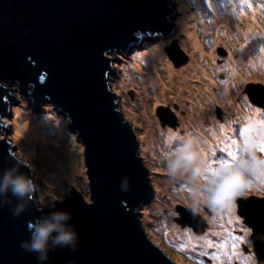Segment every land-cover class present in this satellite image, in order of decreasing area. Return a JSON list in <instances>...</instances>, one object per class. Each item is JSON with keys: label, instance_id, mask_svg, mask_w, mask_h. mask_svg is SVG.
<instances>
[{"label": "rangeland", "instance_id": "obj_1", "mask_svg": "<svg viewBox=\"0 0 264 264\" xmlns=\"http://www.w3.org/2000/svg\"><path fill=\"white\" fill-rule=\"evenodd\" d=\"M170 2L175 33L168 39H145L129 54L118 55L110 76L155 191L154 200L140 209L142 224L175 262L257 264L253 230L239 216L238 206L243 204L240 200L254 197L253 207H264V170L248 174L249 182L236 180L216 212L208 207L207 184L221 163L239 167L242 160L251 159L243 151L247 144L241 129L249 122L264 124V108L252 104L246 93L251 88L264 105V0ZM6 119L12 132H4L2 139L10 138L12 145H18L17 154L32 161L41 207L66 200L74 188L84 190V199L90 200L85 147L64 114L47 103L44 112H34L20 97L12 106V118L10 112ZM18 126L40 128L52 139L46 146L27 141L18 137ZM223 127L232 129L219 141ZM190 133L201 153L198 164L203 176L193 178L190 170L169 176L166 163ZM258 145L257 155H264ZM77 160L81 174L73 171ZM193 205L201 215H194V224L204 231L201 235L179 222L177 208Z\"/></svg>", "mask_w": 264, "mask_h": 264}, {"label": "water", "instance_id": "obj_2", "mask_svg": "<svg viewBox=\"0 0 264 264\" xmlns=\"http://www.w3.org/2000/svg\"><path fill=\"white\" fill-rule=\"evenodd\" d=\"M174 15L170 0H0V189L9 172L13 179L35 180L32 161L17 154L10 138L2 139L12 132L6 116L11 112L12 118V106L22 97L34 112H44L47 103L68 118L85 147L91 193L86 201L84 190L74 188L66 200L41 207L36 191L19 197L11 187L0 190V264H181L142 224L140 209L154 200L155 191L138 138L110 85L118 55L148 38H170ZM167 54L175 63L168 49ZM246 93L264 108L254 90ZM255 199L240 200L238 214L253 230L257 264H264V207L254 208ZM55 212L71 214L60 224L77 234L75 251L71 245L54 247L50 239L48 259L41 261L40 253L21 244L31 243L29 222L55 223ZM177 212L183 225L197 235L204 232L194 224L200 213L183 206Z\"/></svg>", "mask_w": 264, "mask_h": 264}, {"label": "clouds", "instance_id": "obj_3", "mask_svg": "<svg viewBox=\"0 0 264 264\" xmlns=\"http://www.w3.org/2000/svg\"><path fill=\"white\" fill-rule=\"evenodd\" d=\"M176 133H173L175 137ZM241 135L247 144L243 148L245 153L251 157L250 160H242L239 167L234 165L225 166L221 163L208 178V207L216 212V205L229 194L230 186L236 180H244L249 182L248 174L255 175L257 170H264V155H257V145L264 141V124L257 122H249L248 125L241 129ZM173 158L166 163V169L169 176H176L178 173L191 171L192 177L203 176V170L198 164L201 153L198 149L196 140L192 138L191 133L189 139L184 141L181 146H178L173 153ZM34 172V171H33ZM11 187L13 195L24 197L35 191L37 185L33 180L26 178L24 175H18L15 179L12 178L11 172L6 173L4 177L3 189L6 190ZM128 182L125 181L122 191H128ZM43 211L42 208L39 209ZM195 211V205L192 206ZM23 211V205L16 208L13 212L14 216H19ZM71 218L70 213L55 212L52 214V220L40 223L38 220L28 223V230L32 233L31 243H22L21 247L26 251L40 253L38 259L43 261L48 259V241L51 239L54 247L72 246L75 251V241L77 234L74 231L66 230L61 224V221H66ZM53 232H58L55 237Z\"/></svg>", "mask_w": 264, "mask_h": 264}, {"label": "bare ground", "instance_id": "obj_4", "mask_svg": "<svg viewBox=\"0 0 264 264\" xmlns=\"http://www.w3.org/2000/svg\"><path fill=\"white\" fill-rule=\"evenodd\" d=\"M195 40V39H193ZM18 113V112H17ZM232 128L230 129H226L225 127H223L221 130H222V133H218L217 131H214L215 133H218L219 134V141H223V139H226V136L230 133ZM18 130V137L22 136L25 140L27 141H30V142H41L43 144V146H46V144L51 141L52 138H46L44 137L43 133H42V129L38 128V129H34L32 128L31 126H27L26 128H22L21 126H18L17 128ZM60 137V136H59ZM34 145V144H33ZM56 150L59 148V147H54ZM66 151V150H65ZM64 151V152H65ZM28 152V151H27ZM67 153V152H65ZM46 157H43L42 161L43 162H46L47 159H45ZM82 165L81 163H79V161H74V172L77 171V174H81L82 173Z\"/></svg>", "mask_w": 264, "mask_h": 264}, {"label": "snow or ice", "instance_id": "obj_5", "mask_svg": "<svg viewBox=\"0 0 264 264\" xmlns=\"http://www.w3.org/2000/svg\"><path fill=\"white\" fill-rule=\"evenodd\" d=\"M249 8H251L252 7V5H247ZM258 147H259V150L260 151H262V152H264V142H262V143H260L259 145H258ZM229 155H231L232 156V159L234 160L236 157H235V155L234 154H229ZM227 164H228V162H225V166H227ZM236 182V181H235ZM235 182H233V184L235 183Z\"/></svg>", "mask_w": 264, "mask_h": 264}]
</instances>
